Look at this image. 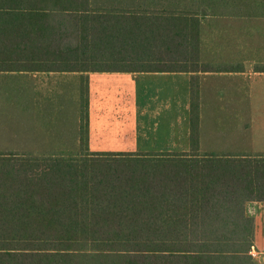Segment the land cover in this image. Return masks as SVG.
Wrapping results in <instances>:
<instances>
[{
    "label": "trees",
    "instance_id": "1",
    "mask_svg": "<svg viewBox=\"0 0 264 264\" xmlns=\"http://www.w3.org/2000/svg\"><path fill=\"white\" fill-rule=\"evenodd\" d=\"M74 1L29 8L44 17L77 12L65 20L75 29L62 32L78 36L80 47L0 52V70H177L169 65L175 57L197 56L199 19L190 12L94 10ZM22 8L0 4V32L26 31ZM44 17L32 25L46 26ZM191 131L189 153L52 155L37 174L0 156V264H258L246 203L264 199V155L199 153L194 102ZM81 135L88 138L84 104Z\"/></svg>",
    "mask_w": 264,
    "mask_h": 264
},
{
    "label": "crops",
    "instance_id": "2",
    "mask_svg": "<svg viewBox=\"0 0 264 264\" xmlns=\"http://www.w3.org/2000/svg\"><path fill=\"white\" fill-rule=\"evenodd\" d=\"M6 2L25 7L17 18L26 21L20 27L26 31L0 32V52L54 54L80 47L78 36L62 32L75 29L65 20L77 12L54 10L44 17L29 8L71 0H0ZM74 2L94 10L192 13L199 19L194 64L153 71L0 70V150L189 153L194 102L199 153L264 155V0ZM40 17L48 24L33 26ZM83 104L88 138L81 135ZM246 212L255 223L252 255L264 258V199L249 200Z\"/></svg>",
    "mask_w": 264,
    "mask_h": 264
},
{
    "label": "rangeland",
    "instance_id": "3",
    "mask_svg": "<svg viewBox=\"0 0 264 264\" xmlns=\"http://www.w3.org/2000/svg\"><path fill=\"white\" fill-rule=\"evenodd\" d=\"M194 57H188L187 55H184V57H183L184 60L182 58L178 59L177 57H175L176 60H174V61L172 60V62H170L169 65L176 66V67L191 66L194 64V62H193ZM46 65H48V64H46ZM3 119L6 122L9 121L8 117H3ZM86 154H89V152L88 151L87 152L82 151V152H78V153H74V154H67L64 156H67V157L73 156V157H76L77 159H79L81 156H84ZM0 156H2V158H6V160L4 161L5 163L23 167V169H28V172L31 174H37L40 171L46 169V166H45L46 165V159L48 157H51L52 155H46V154L36 155L33 153H26V152H21V151L0 150ZM252 256L256 259V262L258 264H264V258L260 257L259 255H257V256L252 255Z\"/></svg>",
    "mask_w": 264,
    "mask_h": 264
},
{
    "label": "built area",
    "instance_id": "4",
    "mask_svg": "<svg viewBox=\"0 0 264 264\" xmlns=\"http://www.w3.org/2000/svg\"><path fill=\"white\" fill-rule=\"evenodd\" d=\"M251 253H252V251H251Z\"/></svg>",
    "mask_w": 264,
    "mask_h": 264
}]
</instances>
